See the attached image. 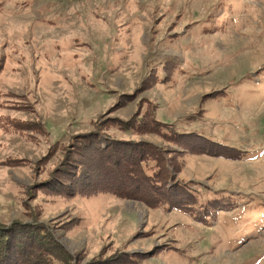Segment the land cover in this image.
<instances>
[{"label": "rangeland", "instance_id": "rangeland-1", "mask_svg": "<svg viewBox=\"0 0 264 264\" xmlns=\"http://www.w3.org/2000/svg\"><path fill=\"white\" fill-rule=\"evenodd\" d=\"M144 109L229 156L110 126ZM101 123L175 155L209 213L48 182ZM15 220L50 226L65 264H264V0H0V223Z\"/></svg>", "mask_w": 264, "mask_h": 264}, {"label": "trees", "instance_id": "trees-1", "mask_svg": "<svg viewBox=\"0 0 264 264\" xmlns=\"http://www.w3.org/2000/svg\"><path fill=\"white\" fill-rule=\"evenodd\" d=\"M97 126L77 137L70 148L74 155H67L60 162L48 182L62 184L61 190L68 193H113L152 207L169 204L171 209H181L196 217L202 212L209 213L212 201L203 209L190 183L178 180L180 165L175 155H166L167 152L149 142L115 137L103 123ZM110 126L130 135L154 132L186 148L189 142L195 153L229 156L217 142L194 133H174L170 125L156 119L150 110H142L127 122L116 120ZM69 258L50 226L35 220L0 223V264H65L70 262Z\"/></svg>", "mask_w": 264, "mask_h": 264}]
</instances>
